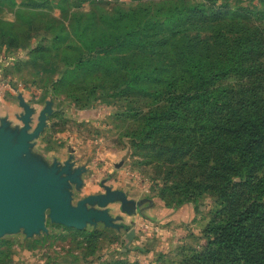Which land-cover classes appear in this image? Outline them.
Segmentation results:
<instances>
[{"label": "trees", "instance_id": "obj_1", "mask_svg": "<svg viewBox=\"0 0 264 264\" xmlns=\"http://www.w3.org/2000/svg\"><path fill=\"white\" fill-rule=\"evenodd\" d=\"M0 1L43 10L52 0ZM237 1L119 2L46 28L55 54L51 38L29 51L33 63L67 64L53 89L84 107L101 97L126 102L117 115L136 124L125 136L157 168L166 206L197 210L210 197L201 247L148 264H264V0ZM23 27L0 20L2 43L28 44Z\"/></svg>", "mask_w": 264, "mask_h": 264}, {"label": "rangeland", "instance_id": "obj_2", "mask_svg": "<svg viewBox=\"0 0 264 264\" xmlns=\"http://www.w3.org/2000/svg\"><path fill=\"white\" fill-rule=\"evenodd\" d=\"M155 1L158 0H63V9H59L61 0H52L51 6L43 10L0 1L2 26L13 23L32 30L29 43L20 47H8L0 38L2 142L9 141L13 145L24 127L28 125L27 132L32 133L43 124L40 133L29 143V151L7 161L2 168L30 170L28 178L20 183L25 186L23 199H27V188L37 172L41 168L46 171L53 164H57L58 170L67 166L68 174L78 179L73 186L83 187L76 201L90 194L105 196L114 192L111 202L101 209H108V221L94 220L85 228L77 229L55 221L48 208L44 211V228L31 233L23 226L14 231L4 230L0 234V264H107L114 259L132 262L138 259L148 264L160 253L176 256L180 247L199 249L205 241L203 231L214 212L210 197L206 196L197 210L190 207L172 214L173 207L166 206L157 196L156 189L162 180L157 168L145 164L144 158L135 153L130 138L125 136L128 128L136 124L132 119L117 115L126 102L101 97L90 107H84L85 102L79 103L67 92L53 89L67 68L64 61L51 58L48 62L33 63L29 55L43 38H51L48 45L52 54L56 53L53 34L45 33L48 27L60 31L65 26L70 27L69 20L73 21L76 16L111 10L119 2L130 6ZM242 1L245 6L255 3ZM126 155L128 158L117 167ZM151 203L163 204L170 217L154 221L143 216L144 220L140 221L138 215V222L134 220L136 217H125L130 221L129 227L125 226L120 208L124 214H134L136 208L140 213L141 205ZM149 222L154 224L147 228L145 224ZM132 229L137 236L131 248L125 250L127 234ZM92 232L98 234L89 242L86 236ZM135 245L148 252L133 250Z\"/></svg>", "mask_w": 264, "mask_h": 264}, {"label": "water", "instance_id": "obj_3", "mask_svg": "<svg viewBox=\"0 0 264 264\" xmlns=\"http://www.w3.org/2000/svg\"><path fill=\"white\" fill-rule=\"evenodd\" d=\"M29 128L27 125L21 130L18 142L13 145L9 141L2 142L0 135V234L6 229L17 230L20 226L25 227L28 233L44 228V211L48 208L55 221L77 229L85 228L94 220L108 221V209H101L111 202L114 192H108L105 196L88 195L77 204H73L72 185L78 179L75 175L68 174L67 166L60 170L57 169V164H53L46 171L41 168L27 188V199H23L25 192H22V188L25 186H21L20 183L28 178L30 170L12 167L3 169L2 166L29 151V143L40 133L43 124L41 123L32 133L27 132ZM128 155L116 166L120 167ZM80 187L76 186L77 189ZM136 236L135 229L128 232L125 250L131 248ZM132 249L144 250L139 245L133 246Z\"/></svg>", "mask_w": 264, "mask_h": 264}, {"label": "crops", "instance_id": "obj_4", "mask_svg": "<svg viewBox=\"0 0 264 264\" xmlns=\"http://www.w3.org/2000/svg\"><path fill=\"white\" fill-rule=\"evenodd\" d=\"M52 162V161H51ZM84 186V185H83ZM81 188H83V187H80V189H77L75 186H73L72 185V197H73V204H77V202L80 200V199H82V198H80V199H78L77 201H76V197H77V194L78 193H80L81 191ZM90 195H92V194H90ZM88 196V195H87ZM122 206V205H121ZM194 208V206L193 205H191V204H185V205H183L182 207H180V208H178V209H175V208H173L172 209V214H174V213H178L179 211H182L184 208ZM124 209H125V207H124ZM120 213H122V215H123V222H124V224H125V226H127V228L129 227V224L128 223H130V221L129 222H127V220H126V218H129V219H132L131 217L133 216V217H136V218H134V220L136 221V222H138V218H139V216L138 215H140L141 216V220L140 221H143L144 220V217L143 216H146L148 219H150V220H160V219H163V218H165V217H170V216H168V211H167V207H165L163 204H157V203H151L150 205H147V206H143L142 207V205H141V207H140V213L138 212V208H136V210H135V213L134 214H132V212H130L129 214H124V211H123V209L122 208H120ZM175 214V215H176ZM125 215V216H124ZM171 216H174V215H171ZM126 217V218H125ZM126 228V227H125Z\"/></svg>", "mask_w": 264, "mask_h": 264}, {"label": "built area", "instance_id": "obj_5", "mask_svg": "<svg viewBox=\"0 0 264 264\" xmlns=\"http://www.w3.org/2000/svg\"><path fill=\"white\" fill-rule=\"evenodd\" d=\"M154 223L153 222H149V223H147V224H145L146 225V227L148 228L150 225L152 226Z\"/></svg>", "mask_w": 264, "mask_h": 264}, {"label": "flooded vegetation", "instance_id": "obj_6", "mask_svg": "<svg viewBox=\"0 0 264 264\" xmlns=\"http://www.w3.org/2000/svg\"><path fill=\"white\" fill-rule=\"evenodd\" d=\"M36 151V150H35ZM39 151V150H38Z\"/></svg>", "mask_w": 264, "mask_h": 264}]
</instances>
